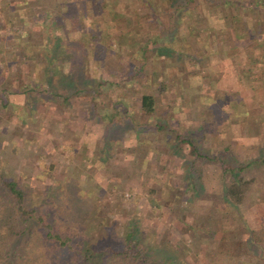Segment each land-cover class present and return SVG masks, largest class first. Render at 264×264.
<instances>
[{
	"label": "rangeland",
	"instance_id": "1",
	"mask_svg": "<svg viewBox=\"0 0 264 264\" xmlns=\"http://www.w3.org/2000/svg\"><path fill=\"white\" fill-rule=\"evenodd\" d=\"M122 2L119 0L113 12L120 8L124 16L140 24L136 27L137 38L130 44L125 43L124 49L115 46L106 49L103 40V44H97L93 50L90 43L85 48L78 22L65 23L70 28L71 45L79 53L88 52L95 60L97 54L105 50L104 64L97 63L104 76L114 72L123 79L129 73L130 61L143 64L136 76L138 81L122 88L105 87L101 107L104 104L111 108L117 89L128 96L132 105H136L135 97L142 91H153L158 102L154 117L161 115L172 126L188 129L199 138L201 149L217 158L202 161L197 158L191 167V155L186 150H169L163 131L150 128L144 134L133 135L119 125L121 131L111 137V143L103 144L108 149L100 160L94 149L99 144L101 128L97 124L91 125V129L86 127L88 121L80 116L82 107L66 108L60 103V97H53L45 83L46 89L42 92L22 89L25 76L32 78V72L37 71L30 72L32 66L28 62H34V44H39L41 37L36 29L31 41L26 42L25 37L20 36L23 27L10 23L11 13L3 11L1 6L0 89H8L6 93L0 90V99L5 96L7 99L6 106L0 100L2 176L16 178L25 190V204L43 212L48 221L50 215L55 214L59 227L69 234L79 232L91 238L108 233L110 242L116 244L123 243L125 230L132 227L130 241L139 243L148 261L264 264V259L256 256V252L251 251L252 255L246 251L247 246L240 240L251 238L248 223L243 220V213L240 217L236 211H231L230 202L222 198L219 171L221 158L236 164L254 155L264 157V69L258 66L252 71L250 84L243 79L238 81L234 69L249 66V42L232 47L229 44L231 26L208 5L199 6L192 17H182L177 25L176 41L167 45L162 40L154 41L156 28L147 23L153 14L144 9L130 10L128 5L119 6ZM166 2L161 0L160 5L159 0H150L162 12L165 21L169 20L165 16ZM80 8L83 9L81 3ZM91 16L85 17L88 33L95 32L98 26H108L109 31L118 33L119 27L126 24L124 17L113 16L108 11L96 15L97 24ZM245 18L251 21V16ZM191 26L198 27L197 34L189 33ZM145 27L147 34L139 37ZM168 34L171 36L172 32ZM85 35L92 40L89 34ZM142 38L153 42L154 46L148 45L149 49L153 47V53L147 49L141 54ZM159 42L165 46H157ZM171 43L173 46H169ZM22 49L27 52H21ZM182 49L186 54L178 52ZM255 50L250 59L258 57L264 62V55ZM92 59L89 67L87 65L89 76L88 68L96 67ZM56 62L70 79V85L81 87L80 67L69 58ZM57 80L62 81L60 75L55 77L54 83ZM223 90L242 93L244 106L250 110L245 119L228 111L229 104L222 99L226 93ZM228 97L234 100L232 94ZM134 110L139 115L137 108ZM206 121L211 122L209 127L204 126ZM201 131L205 133L203 137ZM72 146H77V150L73 151ZM83 146L88 151L85 155H82ZM259 175L260 180L252 185L255 196L252 195L257 202L251 207L254 213L249 219L250 225L255 227L264 221V169ZM152 196L154 202L150 201ZM234 242L244 247L242 253L236 250ZM261 250L256 249L263 253ZM51 252L57 256L56 251L51 249Z\"/></svg>",
	"mask_w": 264,
	"mask_h": 264
},
{
	"label": "trees",
	"instance_id": "2",
	"mask_svg": "<svg viewBox=\"0 0 264 264\" xmlns=\"http://www.w3.org/2000/svg\"><path fill=\"white\" fill-rule=\"evenodd\" d=\"M122 1L123 4L119 6L128 5L130 10L144 9L151 15L153 14L147 23L151 27L156 28L154 41L156 43L162 40L167 45L172 40L176 41L177 25L182 17L186 15L192 17L196 14L199 6L208 5L211 10L215 9L216 15L231 26V30H229L231 42L227 43L231 44L232 47H238L246 40L249 42L250 50L248 49L247 58L250 62L249 66L242 70L234 69V76H236L238 81L241 82L243 79L246 80L247 84H250L252 82L250 80L253 78L252 71L258 66H261L262 70L264 69L262 58L255 57V60L250 59L254 49L264 55V0H167L165 4V16L169 19L167 21L163 20L162 12L157 10V5L156 7L153 6L150 0ZM118 2L119 0H2V7H0L6 13H11V16H9L10 23H14L19 27L22 26L24 29L22 32L14 30L16 33L20 34L21 32L20 36L25 37L26 42L28 40L31 41L36 29L41 37L40 43L34 44L36 47L33 50L36 55L34 62H28L29 66H32V70L28 66L30 72L35 69L37 71L32 72V78H29V75L25 76L27 78L21 83L22 89L42 92L45 91L46 87L43 85L46 84L48 85L47 89L51 90L53 97H60V103L67 106L66 108H69V106L72 109L78 106L82 107L83 112H80V116L88 121L86 127L91 129V125L97 124L101 128L100 133L102 134L98 137L99 144L94 149L99 153V159L101 155L107 154L105 149L108 148L106 145L103 146V144L105 142L111 143V137L116 136L121 131L118 129L119 125L125 126V130L133 135L144 134L150 128L163 131L168 139L166 144L169 150L172 148H177L181 151L186 150L191 155V167H193L194 160L198 161L197 158L200 161L203 159L210 160L212 159L211 157L217 158L216 155L214 156L206 150L203 151L199 146V138L188 132V129L180 130V128L172 126L161 115L154 117L153 114L157 111L158 102L153 91H142L138 97H135L136 105H132L128 96L114 88L116 97L111 108L104 104L101 107V96L105 87L116 86L122 88L138 81L136 76L143 69V64L138 65L130 61L129 73L123 79L116 77L114 72H109L107 76H104L99 70L100 65L98 64L97 66V63L102 62L104 64L105 50L102 49V52L98 53V56L96 55L95 60L90 58L88 52L82 51L79 53L77 48L71 45L73 40L70 32H68L70 28L68 29L65 23L69 24L72 22L75 24V22H78L79 30L82 29L81 38L82 40L85 39V48L90 43V47L93 50L97 48V44L100 46L99 43L103 44L104 41L106 49L112 46L124 49L126 47L125 43L130 44L131 41H135L137 38L136 27L139 28L140 24L139 22L135 23L128 16H124L120 8H118V12H113ZM80 3L84 10L80 8ZM159 3L161 5V0H159ZM42 4H44V8H41ZM104 11H108L113 16L116 15V17H124L126 24L123 27L118 26L120 28L118 33L109 31L108 26H98L95 32L88 33L85 17L88 14H92V21L97 24L98 18L96 15ZM247 15L251 16V21L246 20L245 16ZM143 29H141L139 37H144L147 34L145 31L146 27ZM188 31L190 34H197L198 27L191 26ZM169 32H172L171 36H169ZM85 34H89L88 37L92 40L86 39ZM83 35H85V38ZM145 37L147 39V36ZM146 39L142 38L140 43L141 54L145 53L147 49L152 51L153 47L149 49L148 45L154 46L153 42L150 43ZM161 44L159 42L157 46H165ZM169 46H173L172 43ZM154 48L156 49V47ZM170 49L174 51L173 47ZM20 51L23 53L27 52L26 49ZM198 51L196 50V52ZM178 52L186 54L184 49ZM77 55L79 56L78 58L76 57ZM68 58L70 62L73 61L80 67V72L83 74L81 87L75 88L71 86L70 79L64 75L65 72L61 70L58 62H56ZM91 59L93 62L95 61L96 67L88 68L89 76L87 65ZM38 60L39 65L37 64ZM82 62L83 64L79 65ZM262 72L264 73V70ZM57 75L61 76L62 81L59 82L57 80L54 83ZM89 77L91 82H89ZM66 88L69 91L66 92ZM0 90L5 93L8 91L7 87H3ZM223 92L226 91L223 90ZM228 93L226 92L225 95H222L224 96L222 98L223 101L229 104L230 109L228 111L245 119L250 110L247 106H244L242 93L236 91ZM226 94L227 97L232 94L234 100L232 97H228L229 100ZM5 97L0 100L1 104L6 106L7 99ZM55 101L58 102L59 100ZM136 108L139 115L134 110ZM203 124L205 127H209L211 122L206 121ZM204 135L205 133L201 131V137ZM112 141L114 142L113 138ZM76 148L77 146H72L73 151L77 150ZM81 149L83 150L82 155L87 154L86 147L83 146ZM86 156H84L85 160L88 159ZM263 169L264 157L260 155H254L248 160L236 164H231L223 158L219 160L222 198L230 202L231 211H236L235 213L240 217L241 213L244 214L243 220L248 223V236L250 235L251 238L242 237L240 240H242L243 245L247 246L246 251H250L251 254V251L256 252V256L261 259H264V221L258 227H255L250 225L249 219L250 215L254 213L251 207L257 202L253 194L255 188L252 185L255 181L260 180L259 173ZM2 175L0 171V264H158L155 261L146 260L139 243L135 244L130 241L133 236L132 227L125 230L123 243L116 244L110 242L111 237L108 233L91 238L79 232L69 234L59 227V221H55V214L50 215V220L48 221L47 216L45 217L43 212L36 210L34 206L25 204V190L16 178ZM151 189L154 191V188ZM150 199L151 202H154V196ZM234 245L236 250L242 253L244 247L235 242ZM50 247L53 251H56L57 256L53 255ZM259 247L260 249L262 248L263 253L256 251Z\"/></svg>",
	"mask_w": 264,
	"mask_h": 264
}]
</instances>
